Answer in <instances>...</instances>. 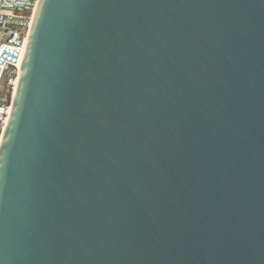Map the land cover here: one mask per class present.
Here are the masks:
<instances>
[{"label":"water","instance_id":"water-1","mask_svg":"<svg viewBox=\"0 0 264 264\" xmlns=\"http://www.w3.org/2000/svg\"><path fill=\"white\" fill-rule=\"evenodd\" d=\"M0 264H264V0H39Z\"/></svg>","mask_w":264,"mask_h":264},{"label":"built area","instance_id":"built-area-1","mask_svg":"<svg viewBox=\"0 0 264 264\" xmlns=\"http://www.w3.org/2000/svg\"><path fill=\"white\" fill-rule=\"evenodd\" d=\"M39 0H0V143Z\"/></svg>","mask_w":264,"mask_h":264}]
</instances>
